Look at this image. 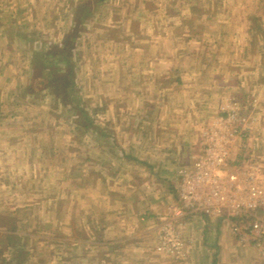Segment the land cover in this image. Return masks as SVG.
<instances>
[{"label": "rangeland", "instance_id": "rangeland-1", "mask_svg": "<svg viewBox=\"0 0 264 264\" xmlns=\"http://www.w3.org/2000/svg\"><path fill=\"white\" fill-rule=\"evenodd\" d=\"M11 20L0 28V264H264V245L241 241L211 216L186 221L185 261L157 254L158 227L145 232V208L135 205L125 183L107 180L89 194L87 175L80 178L94 147L101 151L105 137L119 135L111 124L138 118L121 116L118 108L210 99L198 103L214 112L202 122L221 126L239 106L254 129L263 124L264 0H0V23ZM51 27L61 31L58 38L45 34ZM61 39L69 50L78 44L76 77L53 71ZM35 75L47 84L36 88ZM136 91L158 95L140 100ZM170 94L169 103L164 95ZM108 109L113 112L106 115ZM74 123L92 129L73 130ZM258 155L250 159L262 165ZM71 173L79 176L74 189ZM166 186L167 201L177 205L178 185L170 180Z\"/></svg>", "mask_w": 264, "mask_h": 264}, {"label": "crops", "instance_id": "crops-1", "mask_svg": "<svg viewBox=\"0 0 264 264\" xmlns=\"http://www.w3.org/2000/svg\"><path fill=\"white\" fill-rule=\"evenodd\" d=\"M49 13L53 14L55 19H57L59 14L55 10H52ZM10 16L13 18L12 15ZM12 24V20L9 24L0 23V28H2L1 26L8 28V26ZM44 29L46 30L45 34L47 35H49L51 31L55 32V37L57 38L58 33L61 35L59 28L51 27L50 29L43 28V30ZM12 34L13 31L8 30V32H5V37L7 36V38H9V36H11L9 39H13ZM56 44L61 52H59L60 56L58 58L60 59L56 61L57 65H55V67L57 66V69H59L61 72L68 70L69 74H72L76 77L77 72H79V64L76 62L77 58L75 56L76 51L78 50L77 42L73 47L75 53L73 49L69 50L68 47L65 46L62 39L60 43ZM140 46V54H142L144 50L143 45ZM4 49L8 50L9 47L5 46ZM68 52L74 53L73 57H68ZM45 53L47 56L50 54L49 50L45 51ZM44 63L47 66H51L50 64H46V61ZM95 72L96 69L94 68V73ZM94 73H91L90 76H92ZM112 73L115 75L114 71H112ZM251 78L252 77H249V79ZM152 80L154 82H152V84L157 83L158 85V76H153ZM196 81L198 84H201L200 79H196ZM159 89L160 88L157 87V90ZM128 95L129 94L127 93L126 97ZM157 95V93L144 95V92L136 91V99L140 100H143L144 98H152L154 100L157 98ZM121 96L123 97V94H121ZM164 96V98H166L165 100L170 103L172 94L169 95L170 98L166 95ZM202 100L207 101L210 99H200L197 101V105L193 104L192 101H187L186 103L185 100H182L180 101L181 103L171 107L160 108L151 106V108H148L142 105L140 108L135 109H116L117 114L121 116H138V118H134L132 124H111L113 126H118L119 130L121 129V133L119 132L118 135L119 137L116 135L105 137L103 139V143H99L98 146L104 148L101 151H96L97 148L95 149L94 147V154L88 159V165L90 164V167L88 166L86 171L83 169L80 177L83 178L85 175H87L88 183L85 187L88 189L87 192L89 194H95L96 190L100 189L101 186L107 182V180L120 185L125 183L126 186L124 189L130 191L129 196L131 195L135 198V205L142 206V209L145 208V212H143V214L140 213L142 214V218L140 217V220L145 225V232H150V229H156V225V227H152L150 224L153 223L154 225L155 219L157 222V219L160 216L168 214L171 215L174 211L175 204L173 205V203L168 202V199L166 198L167 195L170 196L171 194L169 187L166 185H169L170 180L172 181V184H178L179 170L181 167L192 164L193 158L196 157L202 149L204 131L209 128L206 126H212L209 123L207 124L202 122L204 117H210L214 113L209 108H207L205 104H200V106H198L199 102H204ZM186 104H188V107ZM112 112L113 109H108L105 111V114H111ZM79 114H85L89 116L85 110H82ZM261 118L263 117H260V119ZM260 123L257 126L255 125V129L253 128L252 132H256L255 137H253V139L250 137V139L245 142L244 147L250 148L249 152L245 151L246 149L242 147V144L239 140L233 146V154L231 153V157H234L232 158L234 159L233 161H235L234 165L235 163L240 164L242 161H246L252 156L255 157L259 154L260 139L258 138L260 135L259 132L263 133L264 135V121L263 124ZM71 126L74 127L73 130L80 128L90 132L92 129L89 124L79 125V123H74ZM48 144H51V141ZM113 153L114 157H109ZM50 154L55 156V154H52L51 150L49 152V155ZM261 154L262 155L258 156L263 158L261 160L263 161L262 167L264 170V151L261 152ZM46 160L49 162L54 161V157H46ZM97 167L99 168L97 169ZM57 173L58 172H56V174ZM47 174L49 175L50 171ZM99 175H102L103 178L96 180L94 177ZM68 176L69 179L73 181V184L71 185L72 188L70 189L79 187L74 183V179L78 178L79 176L74 177L72 173ZM113 192L114 191L109 192L108 195H114L115 193ZM112 200L116 202V200ZM112 200L109 202L106 201L107 206L112 204ZM129 201L130 199L127 198L126 202L129 203ZM138 211H140V209H138ZM136 214L138 213L136 212ZM94 217H96V215H94ZM207 218L209 219L211 217L207 215L189 217L187 218V221L192 224L194 221L199 219H203V221L208 220ZM213 219L216 220V224L220 228V221L222 220L216 218ZM213 219L212 221H214ZM91 221V224L96 229L99 225L98 220L93 218ZM222 223L224 222L222 221Z\"/></svg>", "mask_w": 264, "mask_h": 264}, {"label": "built area", "instance_id": "built-area-1", "mask_svg": "<svg viewBox=\"0 0 264 264\" xmlns=\"http://www.w3.org/2000/svg\"><path fill=\"white\" fill-rule=\"evenodd\" d=\"M220 122L206 126L200 153L179 170L178 205L158 221L157 254L185 261L189 250L181 231L187 218L205 215L221 219L241 241L264 245L263 167L253 159L229 165L233 146L239 140L244 147L253 126L239 106Z\"/></svg>", "mask_w": 264, "mask_h": 264}, {"label": "trees", "instance_id": "trees-1", "mask_svg": "<svg viewBox=\"0 0 264 264\" xmlns=\"http://www.w3.org/2000/svg\"><path fill=\"white\" fill-rule=\"evenodd\" d=\"M58 70L59 69H54L53 71L54 72H56V75H59V73H58ZM60 71V70H59ZM52 72V71H51ZM61 72V71H60ZM58 73V74H57ZM34 76V75H33ZM55 77H57V76H55ZM35 78H37L36 79V83H35V85L37 86L36 88H39V86L40 85H42L43 84V86H45L44 84H47V79H45L44 77H43V82H42V80L41 79H38V76H36L35 75ZM47 86V85H46ZM59 87H61V86H59ZM60 91H62V93H64L65 91H64V87L62 88V89H60ZM86 128H88L87 126H85Z\"/></svg>", "mask_w": 264, "mask_h": 264}]
</instances>
